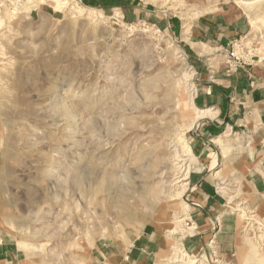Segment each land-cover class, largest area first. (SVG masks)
Here are the masks:
<instances>
[{
	"label": "rangeland",
	"instance_id": "obj_1",
	"mask_svg": "<svg viewBox=\"0 0 264 264\" xmlns=\"http://www.w3.org/2000/svg\"><path fill=\"white\" fill-rule=\"evenodd\" d=\"M214 20L238 31L193 36ZM259 63L264 0H0L9 261L264 264L260 195L225 187V172L209 181L222 166L202 169L193 103L217 71ZM201 177L215 205L199 200Z\"/></svg>",
	"mask_w": 264,
	"mask_h": 264
},
{
	"label": "crops",
	"instance_id": "obj_2",
	"mask_svg": "<svg viewBox=\"0 0 264 264\" xmlns=\"http://www.w3.org/2000/svg\"><path fill=\"white\" fill-rule=\"evenodd\" d=\"M202 26L200 23L194 26L193 36L216 38L238 31H233L235 25L218 24L215 20L204 21ZM215 82L207 85L204 82L193 101L199 112L201 131L209 139L208 148L203 151L207 162L202 164V169L209 172L217 162L220 163L222 169L213 173L211 179L207 176L209 181H216L214 176L225 172V187L255 191L254 194L260 195V208L264 211V65L259 63L230 76L217 71ZM219 142H222L221 147ZM205 143V140H199L198 149L206 147ZM202 179H198L202 188L209 191L203 190L198 198L203 204L215 205L212 184ZM162 242H165L161 246L163 250L160 245L159 249L166 256L169 247L166 241ZM135 263L147 264V260L142 258ZM0 264H12L7 245L3 243H0ZM110 264L133 263L111 261Z\"/></svg>",
	"mask_w": 264,
	"mask_h": 264
},
{
	"label": "bare ground",
	"instance_id": "obj_3",
	"mask_svg": "<svg viewBox=\"0 0 264 264\" xmlns=\"http://www.w3.org/2000/svg\"><path fill=\"white\" fill-rule=\"evenodd\" d=\"M80 9V8H79ZM85 12V11H84ZM83 13V12H82ZM183 161L181 160V162L179 163H182ZM181 177H177V181L178 179H180ZM183 180H181L182 182ZM176 184H179V182H177ZM182 217L184 216H181L180 218H178L179 220L182 221ZM261 230V229H260ZM258 233H260V237L262 236V231H259ZM257 233V234H258ZM213 244V243H212ZM169 259V257H168ZM219 260V259H218ZM162 261V260H161ZM165 263L166 264H202L196 260H193V259H189L187 258L186 256H181V255H173L172 259L168 260L167 259L165 260ZM213 264H223V262L221 263V261H214Z\"/></svg>",
	"mask_w": 264,
	"mask_h": 264
}]
</instances>
